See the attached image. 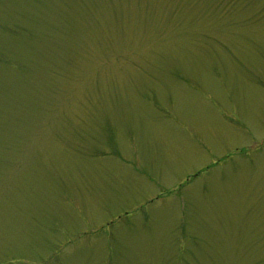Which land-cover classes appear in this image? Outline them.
Here are the masks:
<instances>
[{
  "label": "rangeland",
  "instance_id": "1",
  "mask_svg": "<svg viewBox=\"0 0 264 264\" xmlns=\"http://www.w3.org/2000/svg\"><path fill=\"white\" fill-rule=\"evenodd\" d=\"M0 264H264V0H0Z\"/></svg>",
  "mask_w": 264,
  "mask_h": 264
}]
</instances>
